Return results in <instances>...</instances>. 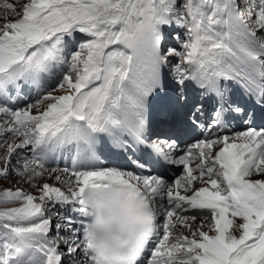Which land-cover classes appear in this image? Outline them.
<instances>
[{"label": "snow or ice", "instance_id": "snow-or-ice-1", "mask_svg": "<svg viewBox=\"0 0 264 264\" xmlns=\"http://www.w3.org/2000/svg\"><path fill=\"white\" fill-rule=\"evenodd\" d=\"M0 9V144L19 138L0 156V178L15 173L38 193L0 188V204L18 205L0 209V264H264V124L253 126L255 111L230 91L256 96L264 114V0H0ZM45 76L56 87L19 107ZM153 101L168 121L161 133L146 124ZM233 121L247 127L225 134ZM109 142L143 146L132 170L44 163L57 152L97 159ZM173 165L181 174L169 178ZM45 173L60 186L40 183ZM190 210H201L200 225Z\"/></svg>", "mask_w": 264, "mask_h": 264}, {"label": "rangeland", "instance_id": "rangeland-1", "mask_svg": "<svg viewBox=\"0 0 264 264\" xmlns=\"http://www.w3.org/2000/svg\"><path fill=\"white\" fill-rule=\"evenodd\" d=\"M20 2H22V0H20ZM6 149H7V144L0 145V156H3L5 154ZM15 168H19V166L15 167ZM39 182L43 183V182H47V181H39ZM0 188H12V189L23 188L24 190L30 191V193L33 192V193L38 194L35 187H33L29 183H26L23 180H21V178L19 176L15 175V173L11 174L10 177H8V178H0ZM200 220H202V219H200ZM196 222H197V219H196ZM196 222L191 221L189 223H192L194 227L200 225L199 223H196ZM187 232H188V230H187Z\"/></svg>", "mask_w": 264, "mask_h": 264}, {"label": "bare ground", "instance_id": "bare-ground-1", "mask_svg": "<svg viewBox=\"0 0 264 264\" xmlns=\"http://www.w3.org/2000/svg\"><path fill=\"white\" fill-rule=\"evenodd\" d=\"M186 140H189V138H187ZM38 181H47L48 183H53L55 182V180L53 178H50L48 173H45L44 177L41 179V178H38ZM200 218H197V222L196 223H200L201 221L199 220ZM182 229V228H181Z\"/></svg>", "mask_w": 264, "mask_h": 264}]
</instances>
